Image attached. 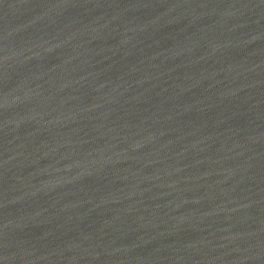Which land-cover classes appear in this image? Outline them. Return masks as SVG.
<instances>
[{
  "label": "water",
  "instance_id": "1",
  "mask_svg": "<svg viewBox=\"0 0 264 264\" xmlns=\"http://www.w3.org/2000/svg\"><path fill=\"white\" fill-rule=\"evenodd\" d=\"M0 264H264V0H0Z\"/></svg>",
  "mask_w": 264,
  "mask_h": 264
}]
</instances>
